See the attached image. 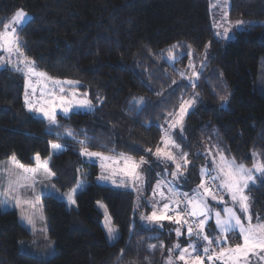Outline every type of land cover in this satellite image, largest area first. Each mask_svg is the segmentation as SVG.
<instances>
[{"label":"trees","instance_id":"16d2710c","mask_svg":"<svg viewBox=\"0 0 264 264\" xmlns=\"http://www.w3.org/2000/svg\"><path fill=\"white\" fill-rule=\"evenodd\" d=\"M17 10L27 15L17 29L23 56L54 80L78 81L63 87L87 98L94 108L57 115V123L50 124L27 111L26 74L0 70V163L14 156L32 166L39 154L49 161L61 189L80 178L88 182L76 194L74 208L59 198L44 197L49 234L56 243L49 259L21 251L20 240L29 233L14 211L0 206V264H166L170 255H177L169 248L177 242L187 246L186 227L184 235L176 237L180 225L165 221L145 226L139 212H150L145 196L164 170L152 154L160 144V126L192 90L176 67L186 68L189 58L201 55L210 42L206 67L193 87L199 93L197 106L178 137L189 165L177 184L191 191L201 182L207 149L246 166L264 160V23L249 24L226 42L214 36L210 0H0V31ZM229 16L264 22V0H230ZM169 54L178 58L175 65L165 57ZM141 97L143 104L138 103ZM225 101L226 109L220 107ZM68 130L72 137L66 135ZM86 137L90 152L125 153L147 161L141 169L146 190L139 208L133 191L97 182L98 166L88 163L78 149V141ZM52 144L63 145L62 150L54 152ZM247 195L250 214L264 223L260 179ZM100 201L119 233L113 243L96 207ZM227 241L225 247L242 243L236 232ZM149 244L157 248L149 249Z\"/></svg>","mask_w":264,"mask_h":264},{"label":"snow or ice","instance_id":"6c2138e0","mask_svg":"<svg viewBox=\"0 0 264 264\" xmlns=\"http://www.w3.org/2000/svg\"><path fill=\"white\" fill-rule=\"evenodd\" d=\"M226 18L227 14L225 13ZM26 22V13L23 10H17L13 16V23L16 27L10 28V25L5 24L4 30L0 31V51L7 52L9 55L18 54L23 56V53L20 51L17 29H22ZM244 23V21H236L237 25H243ZM175 47L177 45L172 46V48ZM169 52L171 53V49H169ZM170 59L174 60L175 57L170 56ZM20 63H23L27 69L26 74L52 82L53 87L50 90L45 91L42 89L40 91V107H35L29 100L27 90L25 92V103L29 110L42 113L50 124L57 123L56 115L58 107L62 109L64 114H67L74 107H91V101L77 100L75 92L69 94L62 86V84L74 86L79 83L78 81L61 82L59 80H53L52 77L47 76V73L37 71L35 62L29 60L27 57H24ZM189 66L191 67L192 65ZM15 70L23 71L19 67ZM35 93L36 89L33 88L32 94L35 95ZM193 102L192 100H188L181 103L180 111L177 114L178 118L169 124L170 128H175L177 125L182 127L183 116L187 111V107L191 106ZM138 103L143 104L142 97L138 98ZM66 135L72 137L74 133L68 130ZM78 142L82 146L86 145L87 137L85 140ZM161 144L163 147L157 146L156 151L152 154L158 159L175 163L176 171L170 173L174 178L183 175L180 170L189 163L187 153L180 152L177 154L172 151V149H179L180 145L176 143L167 131L161 136ZM51 147L54 152L62 150V146L59 144H52ZM151 151V149H148V152L151 153ZM81 155L89 158L96 157L102 161L101 168L108 174L101 175L99 179H111L112 183L115 184L117 180L114 177L119 176V183L121 185L128 182L138 191L141 190L140 185L144 182V172L141 169L143 165L147 164L144 157L136 160L134 157L126 155L125 153H120L117 157H112L100 152H90L87 150V147L82 148ZM257 155V153H253L254 158ZM33 160L35 167L25 166L17 161L14 156L12 157L13 164L18 166L24 173L31 174L34 179L41 174L49 179L55 175L49 168L48 160H42L39 154ZM180 161H183V163ZM211 165V168L202 167L200 169L201 182L197 188L192 190L191 194L178 192L172 181L157 180L156 186L153 188V197L158 195L160 200L153 203L151 215L142 217V219H147L149 222H159L166 219L180 225L181 227L175 229L177 237L184 235L182 228L186 226L187 236L189 238L187 246L181 247V244L177 242L169 248L168 251L170 254L178 253V255L175 256V259L170 255L166 264H176L177 261L182 262V264H205V261L208 264H253V257L256 258L257 264H261V262H264V223H261L259 218H257L256 223H253V217L249 213L250 198L246 190L250 186H256L257 179H260L261 183L264 184V160L254 159L252 167H247L242 163H237L235 159L229 160L223 153H219V161L217 162V160L213 159ZM5 170L8 171V169ZM213 172H215V175H213ZM18 186L20 188L26 187L24 184H19ZM78 187H80L79 184ZM165 188H167V193L164 190ZM219 193L226 194L230 198L232 205L225 206L222 209L223 216L220 211L214 212L209 205V197L211 200L217 201V203H225L223 195H218ZM69 199L72 204L76 203L71 196ZM161 201L163 203L158 209L156 205L160 204ZM101 207L103 206L101 205ZM237 209L244 216V220L241 219V215L237 214ZM213 216L215 217L216 232L207 233L205 226ZM24 218L22 216V219ZM189 218H191V222ZM28 221L31 223V218H28ZM106 228L109 240H116L119 233L118 230L111 227L110 219L106 222ZM233 232L238 233L242 243L234 247H225L228 236ZM155 239L159 238L156 237ZM148 247L149 249L155 250L157 245L149 244ZM159 247H164L162 241Z\"/></svg>","mask_w":264,"mask_h":264},{"label":"rangeland","instance_id":"374dc122","mask_svg":"<svg viewBox=\"0 0 264 264\" xmlns=\"http://www.w3.org/2000/svg\"><path fill=\"white\" fill-rule=\"evenodd\" d=\"M229 8H230V0H210V17L212 21L214 36L217 40L231 42L235 39L236 32L246 29L247 25L256 24V23H264L258 20H253V21L242 20V19L232 20L229 16ZM225 13L227 14L226 19H225ZM236 21H244L245 23L243 25H237ZM251 22H254V23H251ZM7 24L10 25V28L16 27V25L13 23V17L9 20ZM209 55H210V42L206 44L205 49L201 55H199L197 58H194L193 56L189 58V62L186 68L176 67L180 77L184 78L186 82L188 83V85L192 87L190 94L182 102L188 101V100L194 101L191 106L187 107V111L183 116L182 127L180 125H177L175 128L169 127V124L173 123L178 118L177 114L180 111V106L178 110L172 113V115H169L167 121L160 126L162 136L165 134V131H167L169 135H171V137L176 141L177 144H179L178 137L183 136L184 126H185V121H186L187 116L197 106L199 93L197 92L195 88L193 89V87H195L196 83L198 82L199 76L205 69L206 64H207V57ZM170 56L175 57V59L174 60L170 59ZM165 57L169 59V62L172 65H175V62L178 59L175 55H171V54L165 55ZM23 58L24 56H20L18 54L9 55V53L7 52L0 51V70L16 69L17 67H19L26 74L27 69L24 67L23 63H20V61ZM261 64H262V76L263 77H262V80L260 78L261 80L260 87L264 91V59L262 60ZM189 65H192V66L190 67ZM181 73H183V75H181ZM194 73H196V75H194ZM26 76H27V92L29 94V100L34 104L35 107H40L41 106V102L39 101L40 91L42 89H44L45 91L50 90L53 87L52 82L46 81L43 78L32 76L30 74H26ZM63 85L64 87L66 86L65 84H62V86ZM33 88L36 89L35 95L32 94ZM261 89L260 91L264 94V92ZM65 90L69 94L72 93L71 89H65ZM57 93H58V88H57ZM69 98H71V96H69ZM76 99L77 100H88L87 98L80 97L77 93H76ZM220 107L226 109L228 107V101L221 103ZM93 108H94V105L91 102L90 108L74 107L67 114H64L62 109L58 107L57 115H62L64 117H67L75 112L91 111L93 110ZM27 111L29 112L30 115H33L37 118H42L49 123L47 118H45L42 113L36 112L34 110L30 111L28 106H27ZM57 115H56V118H57ZM78 145H79L78 149L81 152L82 148L85 147V145L82 146L79 142H78ZM158 146L163 147V145L161 144V140ZM172 151L177 154L182 152L181 146L179 149H172ZM205 153H206V159H205L206 166L205 167L211 168L212 167L211 161L213 159L217 160V162L219 161V153L215 151L214 149L213 150L207 149ZM107 156L117 157L118 155L108 154ZM84 159L88 163H95L98 166L99 174L97 176V182L101 183L102 185H105V186L108 185L116 189H126V190L128 189V190L133 191L135 194V198H136V206L138 208L141 206L142 199L145 196L144 193L146 190L145 175H144V182L142 185H140L141 190L138 191L136 188L132 187L131 184L128 182H126L124 185H121L119 183L120 181L119 176L114 177V179L117 180V183L115 184L112 183L111 179L109 180L99 179L101 175L108 174L101 168L102 161L96 157L89 158L85 156ZM227 159L231 160L232 158H227ZM154 160L164 168L163 172H161V176L159 175L157 180H163L166 182L172 181L174 184V187L176 188L178 192H187L189 194L192 193V190L184 191L183 189L179 187V184H177V182L180 181L181 179L180 176H178L177 178H174L172 175H170L171 172L176 171L175 163L170 162V161H165L162 159H158L155 155H154ZM180 162L183 163V161H180ZM187 165H189V163ZM33 166L34 165H32V167ZM184 167L181 168L180 170L181 172ZM247 167H252V165L247 166ZM5 169H8V171H6ZM165 169H167V171H165ZM213 175H215V172H213ZM55 180H56V175L52 176L49 179V178H46L43 174L37 176L34 179L31 174L24 173L18 166L13 164L12 157L0 163V206L2 210L4 211H14L17 214L19 223L29 233L28 237L20 240L21 251H24L30 254L31 256H35V257H39L43 259H49L56 253V243H55V240L49 234V224H48V220L46 218L45 211H44V197L53 196V197L59 198L66 203L69 209L74 208L76 206V203L72 204L69 197L71 196V198L75 200L76 194L82 191L83 189H85L88 185V182L84 178H80L76 184H73L71 186H67L64 189H61L56 184ZM157 180L154 182L150 195L145 196V201H146L147 206L150 208V212L148 214H142V211L139 212L140 220L145 226H158L162 222L169 221L165 219L159 222H155V221L149 222L147 219H142V217L151 215V212L153 210V203L160 200L158 195L156 197H153V188L156 186ZM19 184H24L26 187L20 188L18 186ZM78 184L80 185V187H78ZM164 190L167 193V188H165ZM218 195H223L225 203L223 204L217 203V201L211 200V198L209 197V205L213 209L214 212L220 211L221 215L223 216L224 213L222 209L225 206H232V205H231L230 198L226 194L219 193ZM162 203L163 202L161 201L160 204L156 205L158 209L160 208ZM101 205L103 207H101ZM250 206H251V203H250ZM96 207L104 216L102 225L104 227L105 234L108 238L106 222L108 221V219H110L111 221V218L103 202L101 201L98 202L96 204ZM249 213H250V207H249ZM237 214L241 215V219L244 220V216L238 211V209H237ZM22 216L25 218L22 219ZM28 218H31V221H32L31 223H29ZM189 221L191 222V218H189ZM256 222L257 220L253 218V223H256ZM111 227L116 229L112 221H111ZM178 227H181V226H178ZM183 228H182V231H184ZM205 231L207 233L216 232L214 216L206 224ZM234 236L235 235H233V237ZM118 238H119V235H118ZM108 241L110 243H113L115 240L110 241L108 238ZM173 259H175V257H173ZM252 262L253 264H257L255 257L252 258ZM178 263L182 264V262L177 261L176 264ZM205 264H208V262L205 261ZM261 264H264V262H261Z\"/></svg>","mask_w":264,"mask_h":264},{"label":"crops","instance_id":"0c3cea01","mask_svg":"<svg viewBox=\"0 0 264 264\" xmlns=\"http://www.w3.org/2000/svg\"><path fill=\"white\" fill-rule=\"evenodd\" d=\"M104 155H108V154H104ZM33 167H35V164H34V166Z\"/></svg>","mask_w":264,"mask_h":264}]
</instances>
